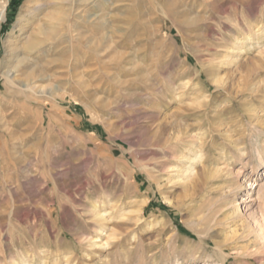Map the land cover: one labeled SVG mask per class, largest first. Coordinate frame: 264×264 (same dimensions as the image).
Returning a JSON list of instances; mask_svg holds the SVG:
<instances>
[{
    "label": "rangeland",
    "instance_id": "rangeland-1",
    "mask_svg": "<svg viewBox=\"0 0 264 264\" xmlns=\"http://www.w3.org/2000/svg\"><path fill=\"white\" fill-rule=\"evenodd\" d=\"M27 3L0 0V264H264V0Z\"/></svg>",
    "mask_w": 264,
    "mask_h": 264
},
{
    "label": "bare ground",
    "instance_id": "bare-ground-1",
    "mask_svg": "<svg viewBox=\"0 0 264 264\" xmlns=\"http://www.w3.org/2000/svg\"><path fill=\"white\" fill-rule=\"evenodd\" d=\"M28 1V3H31L33 0H27ZM27 3V4H28ZM36 8H39V7H36ZM5 17V11H4V8H2V11L0 12V20H2L3 18ZM43 27V26H42ZM41 26H40V28H39V30H40V33H41V31H43ZM40 41L39 40H31V39H28L27 40V43L22 47V50H24L23 52H24V54H25V56L24 57H22L21 55H20V52H18V45H17V54L18 55H20V57L21 58H19V63H18V66L20 65H22L24 62H25V58L27 57V56H29V53H31V52H33L35 49H37L38 47H39V45H40ZM15 53H16V51H15ZM17 66V67H18ZM19 68V67H18ZM34 71H36V70H34ZM34 75V72L32 71L31 73H30V76L32 77ZM35 75H36V73H35ZM34 75V76H35ZM28 77V76H27ZM34 78V77H33ZM32 78V79H33ZM30 80V79H29ZM170 124H171V122H170ZM170 126V125H169ZM166 127H168V125L166 124H164V123H161L160 124V128L161 129H163V130H165L166 129ZM180 139V138H179ZM170 140V139H169ZM201 155V154H200ZM187 158L189 159V160H191V159H193V157L191 156V155H189V156H187ZM189 169H190V167H187V168H185L184 170H181V172H180V175H179V177L180 178H184L185 179V177H186V175H187V172L189 171ZM17 264V263H16Z\"/></svg>",
    "mask_w": 264,
    "mask_h": 264
}]
</instances>
